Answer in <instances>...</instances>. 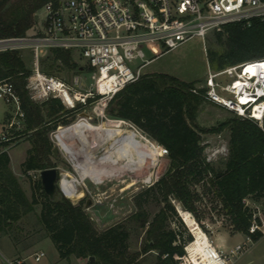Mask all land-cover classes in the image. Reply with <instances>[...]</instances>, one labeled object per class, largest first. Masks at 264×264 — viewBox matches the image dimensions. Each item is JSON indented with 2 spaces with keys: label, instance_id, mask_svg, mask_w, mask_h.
Listing matches in <instances>:
<instances>
[{
  "label": "trees",
  "instance_id": "trees-1",
  "mask_svg": "<svg viewBox=\"0 0 264 264\" xmlns=\"http://www.w3.org/2000/svg\"><path fill=\"white\" fill-rule=\"evenodd\" d=\"M58 2L0 0V41L28 37L36 26L34 17L38 11L47 3ZM213 39L224 47L222 52L207 47L208 62L214 71L264 60V21L253 20L250 26L228 24L221 32H215ZM48 61L50 68L41 64L47 75L55 69L68 73L89 71L79 67L71 51L51 50ZM30 74L20 50L0 52V81L13 83L25 114L23 130H10L9 140H0V234L7 236L11 228L18 227L20 220L40 206L39 224L44 236L55 245L60 260L74 258L85 264H182L180 259L194 236L179 216L177 206L189 212L205 230L202 223L206 219L214 223L201 209L210 200L231 235L242 234L253 242L263 237L260 232H251L255 210L244 201L261 203L264 211V131L254 121L235 115L210 129L202 128L198 113L208 102L203 97L204 90L197 87L200 82H184L162 74L142 75L108 104L109 117L132 123L168 152L165 173L155 184L133 196L132 214L98 231L83 200L74 204L60 191L58 197L50 200L40 179L31 182L29 198L10 168L8 148L23 137H30L31 148L21 165L23 175L29 179V172L55 168L49 134L70 113L57 99L41 105L33 103L26 89ZM222 132L229 134L228 154L219 167L207 161L203 135ZM152 206L157 209L155 212L151 211ZM256 221L260 223L259 218ZM132 236L141 238L136 251H131ZM149 255L155 256L151 263L146 262ZM91 257L94 261H90Z\"/></svg>",
  "mask_w": 264,
  "mask_h": 264
},
{
  "label": "built area",
  "instance_id": "built-area-1",
  "mask_svg": "<svg viewBox=\"0 0 264 264\" xmlns=\"http://www.w3.org/2000/svg\"><path fill=\"white\" fill-rule=\"evenodd\" d=\"M43 10L42 30L26 38L0 41V46L17 44L10 50L29 49L32 67L26 89L33 103L41 105L57 99L69 112L90 108L92 115L100 119L107 117L113 97L142 77L148 63L145 45L160 43L170 51L194 38L204 41L210 32H221L228 24L250 26L253 20L264 21V0H59L57 5L47 3ZM54 49L77 51L86 60L91 81L88 88L80 75L66 82L41 71V58ZM3 51L7 49L0 48ZM263 66L264 60H260L209 71L201 87L204 99L254 121L264 131ZM251 67L258 69L251 72ZM0 100L11 108L0 138L8 141L10 130L22 129L25 114L12 82L0 81ZM84 117L91 119L84 114L80 119ZM159 150L168 154L163 147L159 146ZM207 161L211 162L210 158ZM29 175L40 179V172ZM60 188L68 199L61 182ZM244 202L249 206L248 200ZM257 218L255 212L251 232L264 236V223L261 218L258 223ZM209 241L210 264H231L253 242L251 237H245V242L225 253ZM33 257L40 262L45 254L39 252ZM7 264L26 262L16 259Z\"/></svg>",
  "mask_w": 264,
  "mask_h": 264
},
{
  "label": "rangeland",
  "instance_id": "rangeland-1",
  "mask_svg": "<svg viewBox=\"0 0 264 264\" xmlns=\"http://www.w3.org/2000/svg\"><path fill=\"white\" fill-rule=\"evenodd\" d=\"M39 17V22H35L36 26L28 33L29 36H33L40 29H43V20L45 12L43 8L36 14ZM213 32H210L206 39L203 41L199 38H194L181 46L165 51L160 43H151L143 47L146 60L153 59L160 53L167 52L161 55L159 58L153 60L146 68L145 72L150 71H162V69L172 66V73H177L180 77L189 81L203 82L198 84L197 87L204 86V82L207 78L209 71H214L208 62L207 47L222 52L223 46L216 45L213 39ZM17 44L2 45L0 48L7 50L15 49ZM23 58L31 69L32 57L29 49H20ZM72 59L79 65V67L88 68L87 62L83 59L79 52L72 51ZM49 52H45L40 60V69L45 72L41 64H45L46 68H50L51 62L48 61ZM45 68V70H46ZM49 74V73H47ZM52 76L63 79L66 82H70L73 76L80 75L83 79L85 88L90 85L89 71L85 69L79 73L75 71L67 72L65 70L55 69ZM10 111L11 108L0 100V136L4 127V116L6 111ZM88 115L90 123L93 125L100 124L107 129V132L103 137L95 138L92 143L94 156L97 158L96 165L98 169L102 171H108L115 166L118 174L113 177H104L99 184L94 183L90 178H85L81 171H79L70 156H68L58 145L56 134L60 128L71 126L79 121L81 117ZM233 114L217 105L205 103L200 108L198 113V124L205 129L215 127L226 119L232 117ZM68 120V124L65 121ZM118 119H112L107 115L106 118L100 119L92 115L91 109L79 110L76 112H70L63 120L58 122L54 130L49 134L50 140L53 144V149L57 148V155L52 157V162L55 164V168L60 175L59 185L63 178L73 177L81 181L82 184L78 186V190L82 192L80 199L71 200L72 203L78 204L80 201H84V208L91 217L95 228L98 231H104L107 228L124 221L130 214L135 211L133 204V196L144 188H148L155 184L161 176L165 173L169 161L167 156L162 154L159 150V146L153 142L148 136L140 130L138 127L130 122L122 125L117 122ZM123 121V120H121ZM125 129L131 132V138L129 141V147L132 151L124 149L123 156L120 159L118 150L114 152L115 156H104V148L108 146L110 140L118 135ZM23 130V126L21 131ZM135 131L148 141L143 140L138 136ZM228 132H222L218 135H203V142L206 145V156L210 158L211 163L215 166H221L227 157L228 149ZM72 141L67 140V142ZM31 148V141L29 136H25L19 141L13 143L8 148V154L10 156V168L16 174L19 183L24 190L25 194L31 197V182L37 181V178L31 179L23 175L21 170L22 163L26 160L29 149ZM156 148V149H155ZM135 156L136 162H134L132 156ZM84 157H86L84 155ZM99 163V164H98ZM111 164V165H110ZM129 167L132 169L129 170ZM120 168V169H119ZM82 179V180H81ZM59 194V193H58ZM63 195V193L61 192ZM58 197V195L56 196ZM249 206L255 210L257 216L262 219L264 223V211L261 203H253L249 201ZM179 207V205L177 206ZM201 209L208 212L207 217H211L214 223L210 219H206L202 224L205 228L201 230L208 236L209 240H215L218 233L227 232V244L230 248L242 244L245 242V236L242 234L231 235L224 229L225 222L223 219H218L217 214L213 210V206L210 200H206ZM157 209L152 206L151 211L155 212ZM41 207H35V211L25 216L17 223L18 227L11 228L7 236L0 234V264H6L5 259L11 257L8 248H14V255L19 256L16 259H24L29 257V264H85L84 261H77L72 258L70 261H64L59 259L58 251L50 238L45 237V232L42 226L39 224L38 216L40 215ZM218 220V221H216ZM225 236V235H224ZM6 238V239H5ZM7 238L9 241H7ZM224 240L222 235L217 238L214 245L222 243ZM131 251H136L140 247L141 238L132 236ZM224 243V242H223ZM14 244V246H12ZM188 246L186 247V255L181 258L182 264H192L188 255ZM43 252L45 257L36 262L33 255L35 253ZM155 259L154 255H149L146 262L151 263ZM231 264H264V236L256 242L247 244V251L242 252L236 259H232Z\"/></svg>",
  "mask_w": 264,
  "mask_h": 264
},
{
  "label": "bare ground",
  "instance_id": "bare-ground-1",
  "mask_svg": "<svg viewBox=\"0 0 264 264\" xmlns=\"http://www.w3.org/2000/svg\"><path fill=\"white\" fill-rule=\"evenodd\" d=\"M257 69V67L249 68L251 72H256ZM112 122H117L122 125L126 124L125 121L121 120ZM106 132V128H104L100 124L93 125L92 123H90L88 117H84L71 126L60 128L58 134L56 135V139L58 140V145H60V148L68 156H70L75 167L79 171H81V174L84 175L82 179L90 178L96 184L101 183L104 177H113L118 174L116 170L118 166L116 168L114 166L108 171H102L96 168L97 158L93 154L95 150L92 148V143L95 141V138L103 137ZM135 133L143 140L148 141L147 138H145L141 134L137 133L136 131ZM130 138L131 132L124 128L120 135L112 138L108 146L104 148L105 158L115 156L114 152L118 150V157L121 159L124 149L127 148V151L131 149L128 146ZM70 139L72 141L67 142V140ZM130 151L133 152V150ZM84 155L86 157H84ZM132 158L134 159L133 161L136 162V158L134 155L132 156ZM130 169H132V167H129V170ZM80 184H82L81 181L73 177H65L62 179L61 187L69 200L80 199L82 194V192L78 190V186ZM177 208L182 220H184L194 236V241L188 246V255L190 257L191 263L210 264V262H208V254L210 249V241L208 236L201 230V228L198 226L195 219L189 212L182 210L180 207Z\"/></svg>",
  "mask_w": 264,
  "mask_h": 264
},
{
  "label": "crops",
  "instance_id": "crops-1",
  "mask_svg": "<svg viewBox=\"0 0 264 264\" xmlns=\"http://www.w3.org/2000/svg\"><path fill=\"white\" fill-rule=\"evenodd\" d=\"M165 53H167V52L160 53L159 55H157V56L154 57L153 59L148 60V63H147V64L144 66V68L142 69V74H143V75L162 74V75H167V76H170V77H174V78L179 79V80L184 81V82H194V81H189V80H186V79L180 77L177 73H172V66L166 67V68L162 69V71H158V72H157V71H150V72H145V71H144L145 68H146L150 63L153 62V60L159 58L161 55H163V54H165ZM197 82H198V81H197ZM201 83H203V82H200V83H198V84H201ZM9 113H10L9 110L6 111L5 116H4V121L6 120L7 116H10ZM3 125H4V122H3ZM2 131H3V128H2ZM0 138H1V136H0ZM10 164H11V161H10ZM12 172H13V171H12ZM13 173H14V172H13ZM14 175H16V174L14 173ZM221 235H222V237H223V239H224V240H222L224 243L222 242V243H220V244H217L216 247H217V249H219L220 251L227 253V252H229L231 249H233V248H230L229 245L226 243V242H227V238H228V237H227V235H228L227 232H225V233H218V234L216 235V237H215V240H212V241L215 243V241L217 240V238H218L219 236H221ZM224 235H225V236H224ZM5 239H6V238H5ZM7 241H9L8 238H7ZM12 246H14V244H13ZM11 249H12V251L10 250V248H8V250H9L8 252H9V254H11V255H10L11 257H9V259H5V260H6V261H5L6 264H7V261H13V259H15V258H19V256L14 255V250H13L14 248H11ZM35 254H36V253H35ZM28 259H29V257L24 258L26 264H29V263H28Z\"/></svg>",
  "mask_w": 264,
  "mask_h": 264
},
{
  "label": "water",
  "instance_id": "water-1",
  "mask_svg": "<svg viewBox=\"0 0 264 264\" xmlns=\"http://www.w3.org/2000/svg\"><path fill=\"white\" fill-rule=\"evenodd\" d=\"M34 19H35V22L37 23L38 22V16L35 15ZM85 116H87V115H85ZM3 130H4V128H3ZM54 154L57 155V148H54ZM59 177H60V175H59L58 170L56 168H51V169L43 170L40 172V181H41L43 190L46 193V195L50 198V200H54L56 198V196L58 195L59 191L62 192L60 185H59ZM177 212L179 213L178 208H177ZM179 216H180V214H179ZM183 222H184V220H183ZM185 225L187 226L186 223H185ZM90 261H94V257H91Z\"/></svg>",
  "mask_w": 264,
  "mask_h": 264
}]
</instances>
